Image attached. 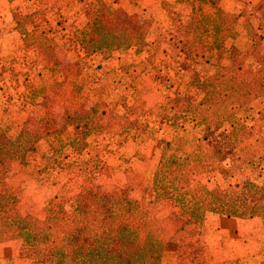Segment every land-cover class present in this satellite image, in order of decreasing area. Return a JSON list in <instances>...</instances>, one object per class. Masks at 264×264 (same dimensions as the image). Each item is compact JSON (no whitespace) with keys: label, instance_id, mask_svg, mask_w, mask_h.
<instances>
[{"label":"rangeland","instance_id":"374dc122","mask_svg":"<svg viewBox=\"0 0 264 264\" xmlns=\"http://www.w3.org/2000/svg\"><path fill=\"white\" fill-rule=\"evenodd\" d=\"M93 1L0 0V95L8 102L0 117V144L11 146L22 131L39 137L25 159L8 162L0 173V190L11 201L2 213L5 219L19 215L32 227L39 226L50 209L70 213L74 197L81 191L145 201L151 217L159 221L178 212L171 202H155L154 180L164 142L173 138L169 126L162 124L166 109L175 104L178 79L186 81L182 85L185 91L194 78L193 70L181 72L180 78L177 74L178 62L184 60L194 41L189 25L193 21L205 41L221 44L225 39L219 49H205L208 63L194 67V72L216 82L221 80L225 59L235 44L242 51V75L247 76L257 60L256 47L264 38L261 0H220L206 4L202 13L200 9L194 12V6L183 0H102L110 12L145 27L152 49L103 48L88 54L84 43L94 37L89 23L95 18V8L88 6ZM218 11L240 15L244 35L232 37L224 26L217 28ZM37 12L42 14L35 17ZM40 35L48 42H38ZM45 46L53 58L44 52ZM182 75L187 76L183 79ZM149 93L154 94L153 105L148 103L144 110L139 104L148 102ZM118 105L124 106L123 114ZM262 106L256 104L255 109ZM18 109L28 112L29 119L12 135L4 121ZM44 115L56 129L65 130L42 135L38 130L43 118L38 116ZM102 121L110 123L109 127ZM254 123L258 134L245 149L252 156L250 165L241 171L232 161L197 165L191 176L194 188L205 186L222 194L247 179L263 182L264 124ZM106 130L121 135L113 140L104 135ZM74 139H86L87 148L80 155L68 146ZM196 147L190 143L186 150ZM116 153H122L121 163ZM95 158L101 160L99 171L97 163L93 164ZM90 159L93 161L88 163ZM218 216L209 214L208 218ZM206 221L179 232L165 250L163 264H234L223 260V239L217 226ZM253 221L251 230L259 249L239 264H264V224ZM1 254L5 258L0 264H38L33 251H27L21 241L0 243Z\"/></svg>","mask_w":264,"mask_h":264},{"label":"trees","instance_id":"16d2710c","mask_svg":"<svg viewBox=\"0 0 264 264\" xmlns=\"http://www.w3.org/2000/svg\"><path fill=\"white\" fill-rule=\"evenodd\" d=\"M183 1L191 3L194 12L200 9L202 13L206 4L220 0ZM90 5L95 8V18L89 23L94 37L84 43L88 45V54L103 48L152 49L145 27L131 22L127 16L110 12L102 0ZM259 5L264 7V0ZM38 14L42 12H37L35 17ZM216 20L217 28L224 26L232 37L244 35L240 30V15L218 11ZM189 27L194 41L187 48L184 60L178 62L177 74L180 78L181 72L193 70L194 78L185 91L182 85L186 81L178 79L176 105L166 109L162 124L169 126L173 138L164 142L154 180L155 202H171L179 211L159 221L151 217L145 201L81 191L75 195L70 213L60 214L50 209L45 221L32 227L22 216L7 219L2 216L11 201L10 195L0 190V243L21 241L27 251H33V259L38 264H163L165 250L174 237L189 226L201 225L209 214L258 219L264 224V179L262 183L247 179L222 194L205 186L194 188L191 181L197 165L214 166L232 161L239 171L250 165L252 156H247L245 149L258 134L254 122L264 124V57L257 59L249 75L244 77L238 60L241 49L233 45L225 59L222 78L216 82L194 72V67L203 61L208 63L210 58L205 49L207 52L219 49L225 39L221 44L208 42L200 36L202 33L193 21ZM36 40L48 42L43 35ZM44 52L51 56L49 47L45 46ZM256 104L263 106L256 110ZM39 122L38 131L42 135L63 129H56L48 118ZM38 139L37 135L22 131L11 146L0 144V173L8 162L25 159ZM86 139L83 142L74 139L68 146L80 155L87 148ZM190 143L197 147L187 152ZM94 160L99 171L101 160Z\"/></svg>","mask_w":264,"mask_h":264},{"label":"crops","instance_id":"0c3cea01","mask_svg":"<svg viewBox=\"0 0 264 264\" xmlns=\"http://www.w3.org/2000/svg\"><path fill=\"white\" fill-rule=\"evenodd\" d=\"M226 12V11H225ZM229 13V12H227ZM262 26H258V28H261ZM242 52V51H241ZM242 55V54H241ZM240 55V56H241ZM256 58L259 59L260 57H264V38L262 39V42L256 47L255 52ZM239 56V57H240ZM238 57V60H239ZM241 63V62H240ZM242 64V63H241ZM243 68V65H242ZM243 71V69H242ZM242 74V72H241ZM249 75V74H248ZM247 75V76H248ZM244 76V75H243ZM244 76V77H247ZM145 77V76H144ZM2 88V87H1ZM1 92V91H0ZM2 94V92H1ZM153 93H149L146 97V100L148 102H140L139 106L141 108L148 109V103L152 100ZM0 95V117L5 114V106L8 103L6 99ZM163 101V100H162ZM150 105H153L151 102ZM117 109H121V113L123 114L126 110L123 105L116 106ZM117 111V110H116ZM115 116V115H114ZM117 116V115H116ZM39 118L47 117L44 116H38ZM112 118V115H110ZM29 115L28 112L25 110L18 109V112L14 111L10 114L6 115V120L4 121L5 124L11 129V133L13 131H18L17 134L21 129H23L25 123L28 122ZM117 119H120L117 117ZM124 121V119H122ZM116 121V119L114 120ZM121 120H117L118 123H120ZM105 127H109L110 123H106L105 121H102ZM130 123V122H128ZM126 126V125H124ZM121 132V130H119ZM123 132V130H122ZM110 132L104 133L105 136L112 138L113 140L119 137L121 134L112 133L108 134ZM117 134V135H116ZM13 135V133H12ZM123 150V149H120ZM193 151V149H192ZM190 151V152H192ZM124 152V151H120ZM119 161L118 163H121L120 159H122V153L118 154L116 153ZM113 158V157H112ZM135 160V158H134ZM124 161V160H123ZM123 163V162H122ZM30 203V200H28ZM210 222L213 223V225H216V230L218 231V236L223 239V260L224 261H232L234 264H239L242 261V258L248 254H253L258 251L259 244L257 240L256 233L254 234L251 230L252 224H254L253 219H240V218H227V217H210L207 219L206 223ZM168 248V247H167ZM167 250V249H166ZM5 257L1 254L0 259H4ZM181 264V263H179Z\"/></svg>","mask_w":264,"mask_h":264}]
</instances>
